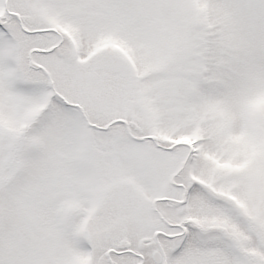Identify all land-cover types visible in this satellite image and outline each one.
Listing matches in <instances>:
<instances>
[{
	"label": "snow or ice",
	"instance_id": "1",
	"mask_svg": "<svg viewBox=\"0 0 264 264\" xmlns=\"http://www.w3.org/2000/svg\"><path fill=\"white\" fill-rule=\"evenodd\" d=\"M0 264H264V0H0Z\"/></svg>",
	"mask_w": 264,
	"mask_h": 264
}]
</instances>
